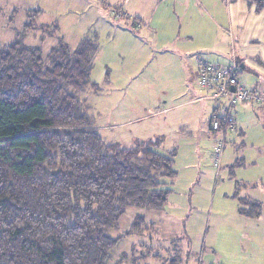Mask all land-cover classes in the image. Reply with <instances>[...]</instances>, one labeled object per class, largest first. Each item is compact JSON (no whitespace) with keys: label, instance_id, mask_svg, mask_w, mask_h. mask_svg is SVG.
Returning <instances> with one entry per match:
<instances>
[{"label":"rangeland","instance_id":"374dc122","mask_svg":"<svg viewBox=\"0 0 264 264\" xmlns=\"http://www.w3.org/2000/svg\"><path fill=\"white\" fill-rule=\"evenodd\" d=\"M129 1L0 0V48L19 42L39 49L44 57L62 45L71 52L83 50L91 62L90 85L71 93L104 141L132 148L159 140L162 152H176L177 177L167 207L163 211L130 208L119 227L109 232L114 239L122 238L112 262L123 258L124 264H264V112L257 110L256 102L236 107L239 126L247 125L246 134L253 135L239 145L227 141L218 168L208 154L209 127V132L195 130L191 117L195 106L176 107L190 98L188 86L160 80L162 69L156 67L160 56L151 47L154 39L136 37L132 27L123 26L125 21L111 17L122 5L123 13L149 23L156 1ZM159 2L168 18L172 11L183 10L178 0ZM197 5L194 0L185 5L188 16L211 37L195 39L191 48H201L200 58L213 55L215 63L231 66L224 61L234 51L232 29L229 25L226 31L218 29ZM219 9L223 18L227 12ZM185 21L172 22L179 30L186 28ZM175 32L184 38L182 32ZM164 109L174 111L164 113ZM246 111L249 115L242 123ZM241 200L259 203L260 217L241 215ZM138 216L151 230L145 236L125 237Z\"/></svg>","mask_w":264,"mask_h":264},{"label":"trees","instance_id":"16d2710c","mask_svg":"<svg viewBox=\"0 0 264 264\" xmlns=\"http://www.w3.org/2000/svg\"><path fill=\"white\" fill-rule=\"evenodd\" d=\"M90 70L64 45L45 57L19 42L0 48V264H124L112 262L122 238L109 232L130 208L167 207L176 152L159 140L107 144L71 93L89 87ZM241 206L261 214L257 202ZM151 227L138 216L125 237Z\"/></svg>","mask_w":264,"mask_h":264},{"label":"crops","instance_id":"0c3cea01","mask_svg":"<svg viewBox=\"0 0 264 264\" xmlns=\"http://www.w3.org/2000/svg\"><path fill=\"white\" fill-rule=\"evenodd\" d=\"M125 1L126 3L128 2V0ZM153 1L154 0H147L149 4H152ZM155 1L156 5H153V12L149 23H146L138 16H134L135 19L134 17L132 19L127 14L129 17L128 20L131 19L132 21H136L138 25L136 26L134 25V22L128 20H122L125 21L122 24L127 28L132 27L131 29L138 33L136 37L148 36L152 40L154 39L151 47H153L156 54L160 56V62L157 63L156 67L162 69L158 72V74H160L159 79L166 83H181L182 81L188 86V96L190 98H188L187 101L178 104L176 107L195 106L193 111L194 115L191 116L196 122L195 130L199 133L204 132L205 130L209 132V120L217 107V103L211 99H207L205 93L197 85L199 65L202 60L215 65H224L215 63L217 60L213 55H209L206 58L204 56V58H200L199 50L201 48H191L194 46L191 44L195 39L198 38L201 41H207L211 37V34H205L200 30V26L194 23V19L189 18L188 9H186L185 5L189 4L190 0H178V2L183 5V10L181 9L182 12H179L178 14H175L174 11H172L169 18L165 16V12L160 11L161 4L159 0ZM194 1L198 4L197 6H200L205 10L206 16L211 20L210 22L214 23L218 29L226 31V26H230L232 30L229 37L234 45V51H232L227 57L229 59L224 61L225 63H230L231 66L225 67L235 68L236 75L246 85L247 89L252 92H258L259 95L264 97V9H262L261 12H257V6L252 3V1ZM223 4L225 5L224 13H227L221 18L222 13L219 8L223 10ZM122 7V5H119L118 9L115 10L122 12L124 11ZM125 12L128 13L127 11ZM142 13L144 14L143 10ZM174 19H179L180 23L185 19L184 26H186V28L181 26L178 30L172 22ZM187 21H190L189 25H185ZM175 31L182 32L184 38L179 39L178 33ZM127 32L131 33L129 30ZM155 38L157 39L156 41ZM217 58L221 61L223 57L220 55ZM167 103L168 101H165L164 105ZM256 105L257 110L261 109L263 113L264 103L256 102ZM170 110L171 109H164V113H167ZM171 111H174V109ZM244 114L245 113H242L241 116V121L243 120L242 123L248 118L249 112L246 111L245 116ZM235 115L237 118L236 111ZM237 126L238 133L233 135L230 138L231 140H228V142L231 141L234 145L238 143L240 144L241 139L250 138L251 135H253V133L250 135L246 134L245 128L247 125H243L244 128L239 126L238 119ZM209 140H211V137ZM210 147L211 142L208 150ZM225 153L226 151H224L221 163H223ZM240 214L243 215L241 211Z\"/></svg>","mask_w":264,"mask_h":264},{"label":"built area","instance_id":"2783aa9c","mask_svg":"<svg viewBox=\"0 0 264 264\" xmlns=\"http://www.w3.org/2000/svg\"><path fill=\"white\" fill-rule=\"evenodd\" d=\"M111 17L115 21H127L129 18L126 13L118 10H113ZM132 22L138 25L136 21ZM197 85L205 93L207 99L217 103L211 116L212 138L208 153L213 163L219 165L228 137L238 131L236 107L249 102L264 103V97L258 92L248 90L236 75L235 68L211 64L205 60L200 61Z\"/></svg>","mask_w":264,"mask_h":264}]
</instances>
